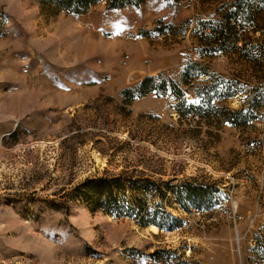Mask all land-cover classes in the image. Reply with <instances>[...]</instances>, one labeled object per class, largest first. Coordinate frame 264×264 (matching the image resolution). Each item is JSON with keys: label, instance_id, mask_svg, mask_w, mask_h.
<instances>
[{"label": "rangeland", "instance_id": "obj_1", "mask_svg": "<svg viewBox=\"0 0 264 264\" xmlns=\"http://www.w3.org/2000/svg\"><path fill=\"white\" fill-rule=\"evenodd\" d=\"M0 264H264V0H0Z\"/></svg>", "mask_w": 264, "mask_h": 264}, {"label": "trees", "instance_id": "obj_2", "mask_svg": "<svg viewBox=\"0 0 264 264\" xmlns=\"http://www.w3.org/2000/svg\"><path fill=\"white\" fill-rule=\"evenodd\" d=\"M37 1L42 5L43 8L49 10V12L53 14L66 12V13L80 15L87 13L92 7L102 2H105L110 9H120L129 6L139 7L142 4H144L147 0H37ZM236 14L237 12L226 15L227 25L223 26L220 24L217 28L213 29V31L218 34V40L216 41L217 45L219 43V46L217 48L218 50L222 51L224 49L223 44L222 43L220 44L222 40L225 41L233 40L234 44L237 43L238 38L236 37V31H234L233 30L234 27L230 25V19L236 16ZM192 67H197V65H193V64L189 65V67L187 68V72L190 71ZM167 84L168 82L166 80L159 81L158 78L156 77L148 76L144 78L137 87L127 89L123 91L122 94L128 100H133L136 97L147 96L151 93H157L160 95L167 94ZM171 84H172L171 93L173 95H175L176 97H181L184 95L182 89H180L177 83L172 81ZM190 110H192V107L190 108ZM191 115L194 116V113L191 112ZM114 183L115 181H108V180H100L98 182L90 181L84 183L83 186L85 187V191H87L84 195L85 196L84 198L92 200L93 205L96 206L103 204L104 206L103 208H105L107 212H110L109 208H111V206L114 203H117L113 191ZM103 190H105L106 193H103ZM135 206L136 208H138L137 216H139L141 224L143 225L152 224L157 226L158 228L159 227L163 228L161 220H159V217L156 216L158 212H156V214L154 215H149V213L144 214L146 204L142 199L137 198ZM133 215H136L135 210L132 209L131 207H128L127 216L132 217Z\"/></svg>", "mask_w": 264, "mask_h": 264}, {"label": "bare ground", "instance_id": "obj_3", "mask_svg": "<svg viewBox=\"0 0 264 264\" xmlns=\"http://www.w3.org/2000/svg\"><path fill=\"white\" fill-rule=\"evenodd\" d=\"M148 229L151 230V231H153V232H155V233H158L160 231L159 228L157 226H155V225L149 226Z\"/></svg>", "mask_w": 264, "mask_h": 264}, {"label": "built area", "instance_id": "obj_4", "mask_svg": "<svg viewBox=\"0 0 264 264\" xmlns=\"http://www.w3.org/2000/svg\"><path fill=\"white\" fill-rule=\"evenodd\" d=\"M191 117H192V115L191 114H189Z\"/></svg>", "mask_w": 264, "mask_h": 264}]
</instances>
